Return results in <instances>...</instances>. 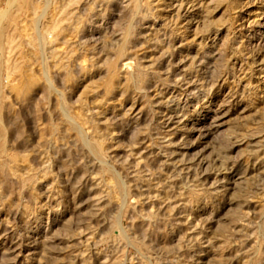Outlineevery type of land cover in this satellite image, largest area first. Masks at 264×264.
I'll list each match as a JSON object with an SVG mask.
<instances>
[{
    "label": "rangeland",
    "instance_id": "rangeland-1",
    "mask_svg": "<svg viewBox=\"0 0 264 264\" xmlns=\"http://www.w3.org/2000/svg\"><path fill=\"white\" fill-rule=\"evenodd\" d=\"M171 2L0 0V264H264V0Z\"/></svg>",
    "mask_w": 264,
    "mask_h": 264
},
{
    "label": "bare ground",
    "instance_id": "bare-ground-1",
    "mask_svg": "<svg viewBox=\"0 0 264 264\" xmlns=\"http://www.w3.org/2000/svg\"><path fill=\"white\" fill-rule=\"evenodd\" d=\"M175 1H176V0H175ZM188 1H189V0H188ZM169 2H170V0H169ZM172 2H173V0H172ZM172 2H171V3H172ZM166 3H167V2H166ZM174 3H175V2H174ZM174 3H173V4H174ZM198 4H199V3H198ZM175 5H176V4H175ZM180 6H181V5H180ZM181 7H182V6H181ZM183 7H184V5H183ZM196 7H197V6H196ZM200 7H201V6H200ZM129 8H130V7H129ZM175 8H176V7H175ZM201 8H202V7H201ZM131 9H132V8H131ZM249 10H250V9H249ZM176 11H177V10H176ZM180 12H181V11H180ZM201 12H202V11H201ZM255 12H256V10H255V11L250 10V11H249V14L254 16V15L256 14ZM262 12H263V11H262ZM1 13H2V12H1ZM2 14H3V13H2ZM159 15H160V14H159ZM164 15H165V14H164ZM168 17H169V16H168ZM3 20H4V19H3ZM188 21H189V20H188ZM196 22H197V21H196ZM187 28H188V27H187ZM78 30H79V29H78ZM263 33H264V32H263ZM123 65H124V66H128V65H129L128 61L123 62ZM263 65H264V64H263ZM124 66H123V67H124ZM256 68H257V67H256ZM187 83H188V82H187ZM218 114H219V113H218ZM70 118H71V117H70ZM79 130H80V129H79ZM81 134H82V133H81ZM85 139H86V138H85ZM86 141H87V140H86ZM119 186H120V185H119ZM117 187H118V185H117ZM202 261H203V260H202Z\"/></svg>",
    "mask_w": 264,
    "mask_h": 264
}]
</instances>
